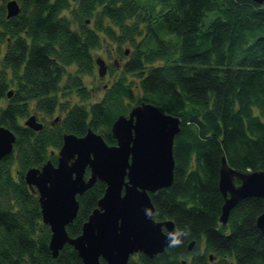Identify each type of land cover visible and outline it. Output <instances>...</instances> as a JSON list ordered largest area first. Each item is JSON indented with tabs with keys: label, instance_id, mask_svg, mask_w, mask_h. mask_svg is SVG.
I'll return each mask as SVG.
<instances>
[{
	"label": "trees",
	"instance_id": "trees-1",
	"mask_svg": "<svg viewBox=\"0 0 264 264\" xmlns=\"http://www.w3.org/2000/svg\"><path fill=\"white\" fill-rule=\"evenodd\" d=\"M8 1L0 0V127L16 139L0 160V264H81L69 245L52 257L50 229L24 175L48 160L55 164L52 151L60 150L65 134L92 130L114 145L111 125L141 102L180 125L172 184L149 194L153 219L172 221L178 239L151 259L140 255L139 263L264 264V232L255 223L261 199H243L226 225L218 221L221 158L237 172L264 170V3L14 0L20 12L7 18ZM100 49L129 54L105 90L101 81H84L94 77L93 51ZM67 74V87L79 98L71 106L55 96ZM57 110L62 118L53 126L33 131L24 125L31 115L50 119ZM104 190L97 181L76 197L70 238L81 234Z\"/></svg>",
	"mask_w": 264,
	"mask_h": 264
},
{
	"label": "water",
	"instance_id": "water-1",
	"mask_svg": "<svg viewBox=\"0 0 264 264\" xmlns=\"http://www.w3.org/2000/svg\"><path fill=\"white\" fill-rule=\"evenodd\" d=\"M253 1L264 3V0ZM6 12L7 18L19 14L16 1L6 3ZM95 64L98 76L103 77L104 61L97 58ZM11 95L8 92L9 98ZM24 125L33 131L42 127L34 115ZM179 125L178 118L141 102L127 116L119 115L111 125L114 145L106 144L92 130L82 137L65 134L55 165L48 160L41 168H31L25 173L29 190L38 194L42 222L51 232L49 250L53 258L69 245L81 264H101L100 260L105 264H127L133 254L151 259L174 245L178 239L174 224L153 219L149 194L172 184L173 140ZM15 139L11 131L0 127V160L12 153ZM97 181L105 185L104 194L83 224L81 234L70 238L66 227L77 216L76 197ZM218 189L223 197L220 224L226 225L229 212L240 201L259 198L263 211L255 223L264 232V170L237 172L222 157ZM193 245L191 242L188 249Z\"/></svg>",
	"mask_w": 264,
	"mask_h": 264
},
{
	"label": "flooded vegetation",
	"instance_id": "flooded-vegetation-1",
	"mask_svg": "<svg viewBox=\"0 0 264 264\" xmlns=\"http://www.w3.org/2000/svg\"><path fill=\"white\" fill-rule=\"evenodd\" d=\"M128 56H129V54H128V50H126L125 52H124V57H125V60L123 59V57H118V56H115V57H117L118 59H119V61L121 62V64L120 63H118V60H114V62L112 63V65H114V67H122L123 66V64L125 63V61L127 60L126 58H128ZM103 60V59H102ZM104 61V63H105V68H106V73H108V69H110L109 67H111L110 65H107L108 64V61L106 60V59H104L103 60ZM120 67V68H121ZM70 73V72H69ZM73 72H71V74H72ZM105 73V74H106ZM71 74H67L66 75V78H64V80H63V78H62V80H61V82L59 83V85H58V87H57V92H56V94H55V96H56V100H57V102L58 103H67V102H71L70 103V106L72 105V104H77L78 102L77 101H79L78 99V97H77V92L72 88V89H68V84H67V79L69 78V76L71 75ZM98 77V81L97 82H100L101 81V79H102V77H99V76H97ZM66 79V80H65ZM95 80H96V77H95ZM65 81V82H64ZM97 84V83H96ZM107 88V85L106 84H104L103 85V87H102V90H105ZM74 99V100H73ZM71 100H73V101H71ZM36 117V121L38 122V123H40L42 126L45 124V123H47V124H50V125H54L55 123H57L61 118H62V116L60 115V116H57V117H54V118H52V122L49 120V118L48 117H46V116H44V115H37V116H35ZM53 117V116H52ZM42 128V127H41ZM62 140H63V138H62ZM58 152H59V150H54V151H52V154H55L56 155V161H57V157H58ZM53 164V163H52ZM56 164V163H55ZM54 164V165H55ZM163 221H165V220H163ZM163 231L165 232V228H163ZM174 232H176L177 233V231L175 230V227H174ZM194 245H195V243H194ZM194 245L192 246V248L191 249H188V246H187V249H188V251H192L193 250V247H194ZM200 253H202V251H200ZM140 255H142V254H133L130 258H129V260H128V263H129V261L131 262V264H140L139 263V256ZM144 256V255H143ZM216 259L214 258H212L211 256H209V262L211 263V262H214ZM183 262H185V260H183L182 261V264H188V262H185V263H183ZM127 263V264H128ZM229 264H231V263H229Z\"/></svg>",
	"mask_w": 264,
	"mask_h": 264
},
{
	"label": "rangeland",
	"instance_id": "rangeland-1",
	"mask_svg": "<svg viewBox=\"0 0 264 264\" xmlns=\"http://www.w3.org/2000/svg\"><path fill=\"white\" fill-rule=\"evenodd\" d=\"M68 14V13H67ZM93 56H94V59H97V58H101V59H106L107 61H108V64L107 65H110L112 68H114V70H112V71H110L111 69H108V73H106L103 77H102V79H101V82L102 83H104V84H106V85H109L110 84V80L112 79V77H111V75H115V74H119L120 73V67H114V65H112V63L114 62V60L116 59V60H118V63H120L121 64V62L119 61V59L117 58V57H115V55H114V53L112 52V54H110V56L106 53V51H105V49H100V50H95V51H93ZM123 59L125 60V57H123ZM69 72H73V69L72 68H70L69 69ZM95 77H96V80H95ZM84 81H85V83L87 84V85H91V84H93L94 83V85L97 83H99V82H97L98 81V77H97V66H96V69H95V73H94V77H86L85 79H84ZM65 82V81H64ZM99 95H101V94H99V93H97V95L96 96H99ZM136 95V94H135ZM74 100V99H73ZM73 100H71V101H73ZM61 115V113H60V111L59 110H57L55 113H54V115H53V117L52 118H54V117H57V116H60ZM52 118H50L49 120H51ZM87 171V170H86ZM88 174H89V172H88ZM96 209V208H95ZM94 209V210H95ZM105 264V263H104Z\"/></svg>",
	"mask_w": 264,
	"mask_h": 264
}]
</instances>
